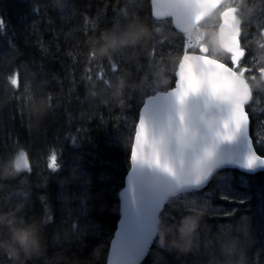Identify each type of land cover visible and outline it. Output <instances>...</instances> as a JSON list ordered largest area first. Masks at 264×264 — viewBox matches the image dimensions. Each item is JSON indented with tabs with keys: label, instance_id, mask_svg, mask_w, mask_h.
Wrapping results in <instances>:
<instances>
[{
	"label": "trees",
	"instance_id": "obj_1",
	"mask_svg": "<svg viewBox=\"0 0 264 264\" xmlns=\"http://www.w3.org/2000/svg\"><path fill=\"white\" fill-rule=\"evenodd\" d=\"M31 3L0 0L4 21L0 84L7 88L0 87V172L21 150L31 166V172L16 179L0 180V243H12L14 231L35 225L47 256L25 260V264H82L85 260L107 264L141 108L147 97L175 85L184 35L172 27L177 36L171 44L164 32L167 26L155 32L163 21L151 17V0H61L63 7L56 0H34L38 16ZM124 13L136 14L137 22L124 23ZM118 20L124 24L113 25ZM34 21L36 29L29 34L27 26ZM138 23L151 33L141 45L107 56L98 54L106 33L121 35ZM257 26L249 33L259 35L264 24ZM99 29L105 30L100 33ZM159 42L165 44L162 50ZM154 48L156 55L151 57ZM109 59L121 71L111 74ZM164 62L166 67L161 65ZM41 64L47 75H42ZM97 65L108 72V80L95 78ZM13 71L20 73L19 89L8 84ZM158 71L163 72L166 85L159 83ZM25 85L30 91H24ZM53 152L61 165L58 172L48 167ZM198 209H205L199 250L180 255L171 244L180 241L184 219ZM46 214L51 216L47 222ZM228 240L235 242L236 250L231 256L221 255L220 243ZM7 256L0 249V264H16ZM229 260L264 264V171L244 174L227 169L205 190L172 199L143 264H227Z\"/></svg>",
	"mask_w": 264,
	"mask_h": 264
},
{
	"label": "snow or ice",
	"instance_id": "obj_2",
	"mask_svg": "<svg viewBox=\"0 0 264 264\" xmlns=\"http://www.w3.org/2000/svg\"><path fill=\"white\" fill-rule=\"evenodd\" d=\"M56 3L61 7L64 6L61 0H56ZM157 3L158 0H151V17L157 21L163 18V23L161 27L155 28V32L161 33L162 27L167 26L169 35L172 37L177 36V32L170 30L172 27L180 33H186L189 28L199 31L203 27L202 22L216 17L219 20L218 45L228 58L227 61L213 58L203 42V38L198 37L193 41L190 35L185 34L183 36V44L177 55L178 70L175 73L178 77V83H176L173 90L167 93L174 97L176 105L179 106V126L177 130L183 134L180 141L182 148H191L196 143L194 137L187 135V127L183 126L185 103L190 97L204 93L208 98L221 102L227 109V117L216 131V138L230 141L238 133L247 131L248 141L252 143V151L243 166L248 170L264 166V156L256 153L257 143L252 142V135L250 134L252 109L249 98L253 94L243 80V76L250 72L246 59L248 50L245 47L249 37L241 35L237 20L238 10L232 7L228 0H168L167 10L164 11H157ZM31 4L33 13L38 16L34 0ZM124 17V23L137 22V16L134 13H124ZM99 23L100 19L98 17L96 20L97 26H99ZM124 23L118 20L113 25L119 27ZM36 24L37 22L34 21L27 26L29 34H31L30 30L36 29ZM250 25L251 21L246 25L247 30ZM2 30H4V21L3 18H0V31ZM103 30L105 29H99V32L101 33ZM259 35L264 37V26H261ZM41 50L47 52V49L43 48L42 45ZM155 55L156 50L154 48L150 56L155 57ZM45 58L48 57L45 56ZM108 65L111 74L121 71L118 63L113 59L108 60ZM40 68L42 75H47L42 64ZM260 72L264 73V68H261ZM53 78H56L55 74H53ZM95 78L109 79L108 72L103 66L97 65ZM86 79L90 81L93 77L89 75ZM7 80L12 88L19 89L21 87L18 71H13ZM0 87H5V90H7L3 84H0ZM24 91L28 92L30 88L25 85ZM10 95H16V93L12 92ZM146 109L147 99L136 124L131 147V161L134 165L137 163L147 165L176 177V171L166 155L168 149L162 146V141L157 138L155 131L147 123L144 115ZM169 127H171V117H169ZM72 143L76 142L73 141ZM260 143H264V141ZM49 160L48 167L52 172L60 171L61 165L58 163L57 155L54 152ZM16 167L31 172L29 158L24 150L19 151L17 155ZM217 167L222 168L224 165L218 164L213 155L208 154L206 158L196 160L186 174L177 177L175 185L171 188L180 190L187 196V194L201 189ZM165 199V195L153 199L145 205L135 207L131 213L127 207L125 208V215L121 221V231L117 234V238L112 241L111 254L107 258V264H129V261L132 260H143L145 262L148 259L152 249L150 245L153 244L157 232L156 215L164 206ZM42 204L47 209L45 198L42 199ZM49 220H51V216L46 214L45 222ZM8 259L11 261V257H8Z\"/></svg>",
	"mask_w": 264,
	"mask_h": 264
},
{
	"label": "water",
	"instance_id": "obj_3",
	"mask_svg": "<svg viewBox=\"0 0 264 264\" xmlns=\"http://www.w3.org/2000/svg\"><path fill=\"white\" fill-rule=\"evenodd\" d=\"M167 4L168 0H158L157 11L167 10ZM238 26L241 31L242 23L239 20ZM244 82L247 84L248 89L251 90L249 84L245 80ZM176 83H178V77ZM174 88L158 92L147 98V109L144 115L149 127L155 131L157 138L162 141V146L168 149L166 155L176 171V177L147 165L138 163L134 165L131 161V170L126 178L125 187L120 193L122 218L118 223L113 240L117 238V234L121 231V221L124 218L126 207L131 213L135 207L145 205L153 199L165 195L164 206L156 215L157 232L154 238L155 242L160 230V217L165 206L172 198L184 194L180 190L171 188L175 185L177 177L186 174L196 160L206 158L208 154H212L215 161L218 164H223L224 167H217L209 177L208 182L196 191L205 189L216 173L224 169H236L246 174H257L264 171V166H258L254 170H248L243 166L252 151V143L248 141L247 131L238 133L230 141L216 138V131L227 117V109L221 102L208 98L204 93L190 97L185 103L183 126L188 129L187 135L191 136L193 132H199V138L193 147L182 148L180 141L183 134L177 130L179 126V106L176 105L174 97L167 94ZM249 99L252 100V97ZM169 117H171V127H169ZM212 121L216 123L210 127ZM252 142L254 143L253 140ZM256 153H258L257 150ZM153 244L150 245V248H152ZM143 263V260L129 261V264Z\"/></svg>",
	"mask_w": 264,
	"mask_h": 264
},
{
	"label": "clouds",
	"instance_id": "obj_4",
	"mask_svg": "<svg viewBox=\"0 0 264 264\" xmlns=\"http://www.w3.org/2000/svg\"><path fill=\"white\" fill-rule=\"evenodd\" d=\"M244 2L245 0H240L241 10L237 13V19L241 23L244 22L245 16H251L259 11L258 6H250L245 11L242 7ZM185 34L190 35L191 37L195 36L197 39L203 35V32L189 28L186 30ZM150 36L151 33L149 30L142 24L138 23L137 25L129 26V29L121 35L106 33L103 37V43L97 49V52L99 55L107 56L121 48L129 46L135 48L150 38ZM208 46L210 48V53L214 54L219 52L214 40L210 39L208 41ZM260 59L264 60V53L260 55ZM155 76L158 78L161 85H166L168 83L162 71L156 72ZM249 87L252 89L253 93L256 91H264V77H258L256 80H251L249 78ZM249 102H251V100ZM215 123V121H212L210 127L214 126ZM191 137H194L195 140H197L199 138V132H193ZM18 154L19 152L14 153L7 169L0 172V180L16 179L26 171L23 168L18 169L16 167V158ZM2 188L3 185H0V189ZM204 215L205 209H198L193 216L184 219L182 226L179 229L180 241L178 242L174 240L171 244L173 250L180 255L194 254L195 251L199 250V228L200 221L203 219ZM160 244L161 246H164L163 235H161ZM0 249H3L16 262V264H25V260L44 259L47 256L46 246L39 234V229L35 225L14 231L12 233V243H0ZM235 250V242L232 240L220 243L221 255L231 256ZM74 264H76V262H74ZM82 264H90V262L85 260ZM227 264H234V262L229 260Z\"/></svg>",
	"mask_w": 264,
	"mask_h": 264
},
{
	"label": "flooded vegetation",
	"instance_id": "obj_5",
	"mask_svg": "<svg viewBox=\"0 0 264 264\" xmlns=\"http://www.w3.org/2000/svg\"><path fill=\"white\" fill-rule=\"evenodd\" d=\"M232 5L238 7L239 11L241 10L240 0H233ZM245 19H246V16H245ZM245 19H244V36L249 37L245 44V47L247 48L248 53H249L246 59L250 67V72L253 73L255 68H258L259 66L264 65V60L260 59V55L264 53V51L253 49V47L255 46V43L258 41V38L255 35L251 38V34L249 33V30L246 29L247 19L246 20ZM248 33L250 36L248 35ZM249 78L251 80H254L250 75H248V79ZM262 96H263L262 91H256L254 93V100L251 104L252 130H253L254 139L257 145L260 144L259 143L260 134L264 131V103L262 102Z\"/></svg>",
	"mask_w": 264,
	"mask_h": 264
},
{
	"label": "rangeland",
	"instance_id": "obj_6",
	"mask_svg": "<svg viewBox=\"0 0 264 264\" xmlns=\"http://www.w3.org/2000/svg\"><path fill=\"white\" fill-rule=\"evenodd\" d=\"M244 4L248 5L245 8V11L250 6H258V8H259V11L255 12L251 16H246V19H247L248 23L251 21V25L249 27V30L251 28L254 29V30H257V28H258L257 25L258 24H264V0H245ZM218 22H219V20L216 18L213 22L209 23L205 28H203V29L200 30L201 32H203V35L200 38H203V40H205V41H209L210 39L211 40H214L216 47L218 46V41H217L218 26H219V25L217 26ZM215 25H216V27H215ZM259 31H260V29H259ZM164 32H165V36H166L168 42L171 43V44H175L176 37H172V36L169 35V28L165 29ZM253 36L254 35L251 34V38ZM257 37L260 38V39H264L260 35H257ZM195 39H196L195 36L192 37V40H195ZM159 44H160L158 46V47H160L159 50H162L164 48L165 44L162 43V42L161 43L159 42ZM161 53L163 54V51L162 52H159V55H161ZM161 65L165 66L166 65V62H164ZM80 87H84V86L82 85ZM90 87H92L91 86V82L88 83V87H87V85L85 86V89L88 91V89ZM111 89L113 90V88H111ZM262 141H264V131L260 134L259 143L262 142ZM259 147L263 149L264 148V143H260L259 144ZM66 184H69V182L68 183L66 182ZM22 187L24 188L25 187V184ZM16 190L18 191V188Z\"/></svg>",
	"mask_w": 264,
	"mask_h": 264
},
{
	"label": "bare ground",
	"instance_id": "obj_7",
	"mask_svg": "<svg viewBox=\"0 0 264 264\" xmlns=\"http://www.w3.org/2000/svg\"><path fill=\"white\" fill-rule=\"evenodd\" d=\"M154 20H156L155 18H153ZM246 20V19H245ZM157 21V20H156ZM264 38V37H263ZM228 169H231V168H228ZM128 174H129V172H128ZM128 174H127V176H128Z\"/></svg>",
	"mask_w": 264,
	"mask_h": 264
}]
</instances>
